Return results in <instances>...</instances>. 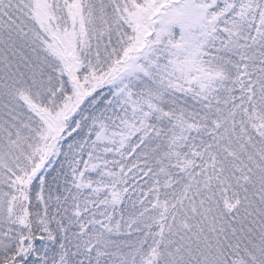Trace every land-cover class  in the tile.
I'll list each match as a JSON object with an SVG mask.
<instances>
[{"label": "snow or ice", "instance_id": "6c2138e0", "mask_svg": "<svg viewBox=\"0 0 264 264\" xmlns=\"http://www.w3.org/2000/svg\"><path fill=\"white\" fill-rule=\"evenodd\" d=\"M0 264H264V0H0Z\"/></svg>", "mask_w": 264, "mask_h": 264}]
</instances>
